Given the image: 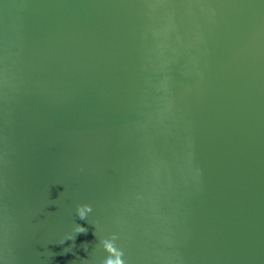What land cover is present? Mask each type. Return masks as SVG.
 <instances>
[{
	"label": "water",
	"instance_id": "1",
	"mask_svg": "<svg viewBox=\"0 0 264 264\" xmlns=\"http://www.w3.org/2000/svg\"><path fill=\"white\" fill-rule=\"evenodd\" d=\"M108 261L264 264V0H0V264Z\"/></svg>",
	"mask_w": 264,
	"mask_h": 264
},
{
	"label": "clouds",
	"instance_id": "2",
	"mask_svg": "<svg viewBox=\"0 0 264 264\" xmlns=\"http://www.w3.org/2000/svg\"><path fill=\"white\" fill-rule=\"evenodd\" d=\"M89 210H90V209H89ZM79 215H80V218H81V219L84 218V213H83V211H80ZM77 231L83 233V232L86 231V229H84L82 226H78V227H77ZM108 264H113V262H112V261H108ZM117 264H120V262L118 261Z\"/></svg>",
	"mask_w": 264,
	"mask_h": 264
}]
</instances>
